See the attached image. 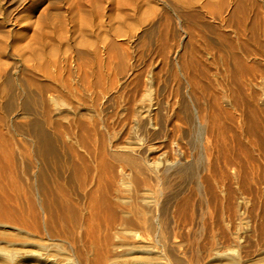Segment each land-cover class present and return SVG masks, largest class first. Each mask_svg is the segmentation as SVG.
<instances>
[{"label":"bare ground","instance_id":"6f19581e","mask_svg":"<svg viewBox=\"0 0 264 264\" xmlns=\"http://www.w3.org/2000/svg\"><path fill=\"white\" fill-rule=\"evenodd\" d=\"M212 1L204 14L173 16L216 37L193 32L198 45L169 56L182 81L170 110L156 75L138 108L99 113L102 121L104 95L92 114L74 109L54 77L22 72L0 83V264H264L263 45L245 38L233 0ZM232 23L235 32H225ZM83 35L80 44L92 46ZM32 47L26 58L43 59V47ZM215 63L219 94L203 75ZM193 128L196 159L183 140Z\"/></svg>","mask_w":264,"mask_h":264},{"label":"rangeland","instance_id":"374dc122","mask_svg":"<svg viewBox=\"0 0 264 264\" xmlns=\"http://www.w3.org/2000/svg\"><path fill=\"white\" fill-rule=\"evenodd\" d=\"M177 1L0 0V83L6 78H11L17 82V78L22 72L32 73L40 82H48L54 77L56 78L55 81L50 82L55 85L59 84L56 87L59 86V88L57 87L58 90L61 89L60 91L67 96L71 104L74 103L72 104L74 109L92 112L91 109L96 108L92 114L100 109L102 111L95 115H98L96 118L101 120L102 114H105V118L125 109L123 113L126 115L127 109L138 108L140 98L148 89V80L156 75V86L159 87L160 92L158 98L161 103L160 106L170 110L172 105L181 99L179 96H182V92H180L182 81L180 76L173 72L176 69L170 64L169 56L172 57L174 53L181 56L184 52H189L191 46L198 45L194 38L190 37L192 39L190 41L194 40L193 44L189 42V36L190 34L193 35V32L205 35L204 38L206 39L207 37L208 39L216 37L201 25L197 26L199 28L192 27L191 24L189 26L187 20L185 23L176 22L174 18L175 15L181 17L183 15L187 19L186 15L189 17L190 15L209 12L203 9L206 7H202L206 0H200V2L188 0L189 2L192 1L191 4L189 3L190 6L183 4V2L186 3L184 0H179L178 2H182L179 4ZM212 2V4H221V0ZM232 4L233 7L236 4L237 17L245 19V38L248 36L250 39L247 40L252 45L262 44L263 46H258L262 48L264 54V0H233ZM127 19L129 21L132 19L137 25L134 28L130 27ZM172 20L175 21V24ZM209 22L216 26L215 18L210 19ZM164 25H168L170 31L168 27L165 29ZM172 25L177 26L176 29ZM184 26L188 30L185 29L184 31ZM117 27L125 28V31L118 34ZM172 28L177 33L174 30L171 31ZM251 28H253L252 31ZM236 29L235 23L229 25L227 29L224 28L225 32H235ZM167 30L171 33L168 34ZM84 33L94 43L92 46L80 44L85 40ZM251 38H255V41ZM33 44H38L40 48L43 47L41 49H44V58L47 57L48 61L44 58L39 61L26 58V54H33ZM165 45L169 51L165 50L164 53L162 47ZM52 46L58 51L54 56H47ZM217 64H212V66L207 64L205 70L208 72L205 71L206 73L203 74L204 79H206L205 83L213 87L214 94H219L223 90L222 81L220 82L222 78L219 77L220 74L222 77V72L220 73L221 70ZM68 68L71 71L67 70ZM158 75H161V78ZM137 79L139 84L136 87L135 81ZM158 81L159 83H157ZM163 85L164 87H162ZM27 88L33 94L39 91L35 86ZM17 89L15 87L16 91H18ZM105 90L106 92H104ZM99 94L106 96L107 99L103 108L96 105L95 99ZM135 100L138 102H133ZM194 129L191 130L192 134L189 137L183 138L190 159H196L200 152L196 130ZM10 130L9 132H11ZM100 130L102 131V129ZM132 137L134 136L132 135ZM115 139L117 141L116 137L112 141L116 142ZM179 181L178 179L174 182V187H179L182 184Z\"/></svg>","mask_w":264,"mask_h":264}]
</instances>
